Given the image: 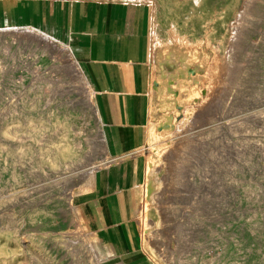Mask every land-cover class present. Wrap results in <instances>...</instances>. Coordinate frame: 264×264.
Returning <instances> with one entry per match:
<instances>
[{
	"label": "rangeland",
	"instance_id": "1",
	"mask_svg": "<svg viewBox=\"0 0 264 264\" xmlns=\"http://www.w3.org/2000/svg\"><path fill=\"white\" fill-rule=\"evenodd\" d=\"M187 1L192 17L168 22H177L179 30L178 24L186 23L192 35L187 38L172 30L162 34L163 41L158 38L155 46L159 53L169 50L179 70L167 89L160 90L159 99L157 91L150 93L155 101L150 107L159 113L148 117L158 133L153 143L168 138L173 158L164 160L159 150L150 158L165 165L158 173L169 178L159 183L164 203L150 206L152 220L148 218L147 226L144 219L139 224L137 249H121L112 225H93L106 192L93 196L95 215L82 209V201L72 204L69 199V191L76 195L84 182L82 164L74 167L71 162L88 150L82 139L97 126L76 76L69 74L76 83L72 90L68 84L59 88L56 81L65 79L64 73L47 69L45 58L40 61L46 69L37 88L28 69L6 72L0 62V264H264V11H251L248 0H238L233 9V5L213 7V0L207 8ZM182 5V0L173 3L177 10ZM249 12L256 20L245 41V57L231 53L240 68L235 66L234 75L228 77L223 68L232 36ZM13 31L37 33L39 38L44 34L3 28L0 39ZM45 36L56 45L57 58L76 60L68 46ZM185 51L196 56L188 57L189 64L175 56ZM69 94L76 97L74 108L68 103ZM94 101L97 108L96 97ZM167 115L171 130L162 131L159 125ZM102 130L106 142L104 124ZM78 139L82 145H76ZM143 143L146 175L145 138ZM107 171L111 193L123 185V162ZM139 201L142 206L146 203L145 186ZM164 211L170 217L166 228ZM157 230L161 236L151 241L158 248H151L146 237Z\"/></svg>",
	"mask_w": 264,
	"mask_h": 264
},
{
	"label": "crops",
	"instance_id": "2",
	"mask_svg": "<svg viewBox=\"0 0 264 264\" xmlns=\"http://www.w3.org/2000/svg\"><path fill=\"white\" fill-rule=\"evenodd\" d=\"M182 1L177 10L173 6L176 0H0V29L37 30L68 46L95 91L97 109L107 129L108 152L120 155L137 146V134L142 141L149 114L159 113L150 107L155 102L150 95L153 84L158 87L161 81H174L179 72L175 57H161L155 46L162 34L172 30L187 38L192 35L186 23L178 24L179 30L177 22H168L170 18L192 17V5L188 8V1ZM189 1L201 8H207L209 2ZM237 2L213 0V7L233 5V9ZM108 114L113 123L108 122ZM128 116L132 122H127ZM125 129L132 134L119 142L118 131L123 134ZM124 173L123 163V186ZM108 177L109 171L104 196L113 193H108ZM97 180H102L100 173Z\"/></svg>",
	"mask_w": 264,
	"mask_h": 264
},
{
	"label": "bare ground",
	"instance_id": "3",
	"mask_svg": "<svg viewBox=\"0 0 264 264\" xmlns=\"http://www.w3.org/2000/svg\"><path fill=\"white\" fill-rule=\"evenodd\" d=\"M248 3L250 5L251 11L252 10H254V11L263 10L264 11V0H248ZM246 4H247V2H246ZM243 18H245V19H241L238 23L236 31L234 32L235 36H232V37H234L233 45H232V48L230 49V51L228 52V57L226 60V66H225V68H223L224 74L227 75L228 77H230L234 73L233 72L234 67L236 66V65H234V59H233L234 56L232 57L231 53L234 54L236 51L239 58L243 59L245 57L244 56L245 41H246V38H248V34L250 32V29L254 24L253 22H254L255 16L252 14V12H249V13H247L246 17H243ZM234 33H233V35H234ZM42 36H43L42 38H39L37 33L24 34L21 31H16V32L13 31L11 33L8 32L6 37H3L2 39H0V62L5 63V65H6V66L4 65L3 70L8 72L9 70L17 69L19 67L20 68L25 67V69L29 70L31 77L34 78L35 82L37 83L35 87L39 88L40 83L42 81L43 73H45V69H46L44 67V65H42L40 63V61H43V60H45V58H47L48 62H49L47 69L61 70L64 73L65 79L56 81V85L59 88L62 87L64 84H68L67 85V86H69L68 90H72V86L74 84L76 86V83H74V81L69 77V74L71 73V74H74L76 76L75 82L78 83V86L80 87V91L85 96V99H86V103H85L86 105L85 106L88 107L91 110V112L93 113L97 126H96L94 131H90V134L85 133L86 138L82 139V141H85L87 143L88 150L83 152V154L78 159L73 160L71 162V164L74 167H76L79 163L82 164V167L84 168V170L81 172V174H82L81 178L84 180V182H83V185L80 187L78 193L76 192L77 193L76 195H74L72 190L69 191V193H68L69 199L72 200V202H71L72 204H73L74 200L82 201L81 202L82 209L85 210V212H87V213L89 211L92 214H94L95 204L93 203V196L95 197V194L98 192L104 193L106 191L107 169L109 168L110 165L118 164L119 162H123L125 164V173H124L125 183H124V186L122 185L121 188H119L118 190L114 191L113 193H111L107 196H104L100 200L102 208L100 210L99 216L95 218V222H93V225L101 226L102 223L112 225L114 232H115V235H116V238H117L118 245L121 249H126L127 247L137 249L136 245H138L137 244V236H138V229L140 227L139 226L140 222L142 221V219H144V221H145L144 223L147 226L148 221H149L148 218L150 217V219H151V217H153L149 213L150 206L155 205V206H158V208H159V206H161V204L164 203V201L162 200L163 191H159V185H160L159 183L161 181H164L167 183L166 180H168L169 177L163 178V177H161V175L158 172L162 169H165L166 167L161 162H157L158 160L153 161L150 158H152L155 155L156 150H159L160 151L159 155L161 154L163 156L164 160L169 161V159L173 155V151L169 150V148L166 145L168 143V138H164V139L158 140L155 143H153V141L157 140L158 133L156 131V126H155L153 119L150 118L148 123L144 126L142 141L140 140L141 137H139V135L137 134L139 139H137V144H136L137 146L135 148L129 149V151H122V153L120 152V155L112 157L108 152L109 149H107L105 137H104L103 130H102L103 118H102V115L100 114V112L98 111L99 109H97L96 105H95V101H94L95 91L91 87L89 80L86 78L81 67L79 66V63H77V60L72 61L71 63H67V62H64L61 58H57L54 55V47L56 45L51 43L46 38V36L44 34ZM258 41H259V39H258ZM228 47H229V45H228ZM168 51L169 50H167V49H161V52L159 53V55L163 58L169 57ZM175 56L178 58L181 57V60L185 61L186 64H189L188 57H190V56L196 57L195 53L192 52L191 54H189L186 51L181 53V55L178 54ZM244 61H246V60H244ZM237 67L238 66H236V69H237ZM239 68H240V66L238 67V69ZM182 76H183L182 79L185 80L186 77H185L184 73L182 74ZM232 78L234 79V76ZM167 87H168V82H161L160 88L155 87V86H152V88L151 87L150 88H151V91H157V93H159L161 89H167ZM180 87L181 86H179V88ZM169 95L170 96L174 95V92L170 91ZM168 98H169V96H168ZM148 102H149V100H148ZM229 102H231V101H229ZM68 103L70 104V106L72 108L76 107L75 106L76 105V97H73L72 95L69 94ZM227 108H229V107H227ZM221 109H219V110H221ZM222 117H223V115H222ZM107 118H108L107 120L109 123H113V116L111 114H108ZM170 119H171V117L169 115H167L166 118L164 119V121L159 125V127L162 131L171 130ZM211 119L212 118H210V120H208L207 123L211 122ZM127 122L128 123L132 122L130 116H128ZM83 125H85V120H84ZM17 129H18V127H17ZM86 130H87V128H86ZM125 130H124L123 134L118 131L119 142L121 140H123L124 138L125 139L130 138V133L132 134V132L129 131L130 132L129 133L128 130H126V131ZM203 130H205V129H203ZM35 131H36V129H35ZM84 131L82 129V132H84ZM87 131H89V130H87ZM180 132H182V131H180ZM81 134L82 133H80V135ZM16 135L14 134V136H16ZM9 136H10V134H9ZM174 136L179 137L180 135L178 133H176ZM202 136H203V133H202ZM144 138H145V142H148L147 149L149 151L148 162L146 164V165H148V173L146 175H144V173H143V161H144V159L142 157L143 152H144V146H143ZM12 139L14 140V138H12ZM106 139H107V137H106ZM202 139H204V138H202ZM82 141L80 139H78L76 141V145H82ZM202 144L203 143H201L200 145H202ZM76 145H75V147H76ZM200 145H198V146H200ZM201 147L202 146H200V148ZM121 149H123V148H121ZM130 154H132V155L129 156ZM19 157H20V155H19ZM40 158H42V157H40ZM172 158H173V156H172ZM175 158H177V157H175ZM173 160H172V162H173ZM159 165H161V166H159ZM171 171H173V170H171ZM98 173H100V175L102 177L101 182L97 180ZM142 186H145V188H146V203L144 204V206L140 205L141 203L139 201L140 190H141ZM163 215H164L163 227H165L169 223L168 219L170 217L168 216L167 212H165V211H164ZM9 232H11V231H9ZM160 236H161V231H159V230L154 231V232L152 231L150 234L148 233V235L146 237L148 239L147 240L148 245L151 246V248L153 247L152 245H154V247L158 248L157 245L151 241V237L156 238V240H157V238H159ZM12 249H13V247H12ZM14 249H15V247H14ZM152 253H153V255L156 256V250L152 249ZM9 259H11V258H9ZM12 259H13V257H12ZM8 263H9V261H8ZM117 264H119V263H117Z\"/></svg>",
	"mask_w": 264,
	"mask_h": 264
}]
</instances>
